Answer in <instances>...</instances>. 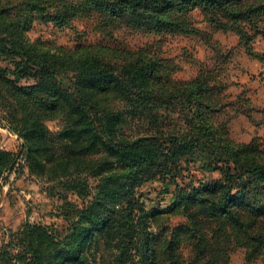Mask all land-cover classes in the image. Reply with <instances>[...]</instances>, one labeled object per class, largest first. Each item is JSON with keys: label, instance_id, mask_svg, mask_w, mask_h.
<instances>
[{"label": "trees", "instance_id": "16d2710c", "mask_svg": "<svg viewBox=\"0 0 264 264\" xmlns=\"http://www.w3.org/2000/svg\"><path fill=\"white\" fill-rule=\"evenodd\" d=\"M194 10L212 28L237 33L251 54V40L264 37V0H0V83L38 115L23 122L18 152L2 148L0 134V187L17 165L36 175L54 171L64 193L83 203L64 236L49 224L25 222L17 242L6 241L5 264H91V248L99 238L119 264H157L158 251L161 261L162 252L168 264H177L181 227L170 237L163 230L158 244L149 245L146 204L137 189L155 180L174 184L172 207L195 224L196 260L213 256L203 228L209 219L230 220L236 235L249 241L248 255L264 248V159L247 161L243 148L210 120V93L216 88L209 83L211 70L173 81L159 55L117 44L113 36L122 26L160 36L190 34ZM35 19L61 27L92 21L93 30L108 40H78L63 52L50 51L23 36ZM93 90L111 92L126 108L101 106ZM165 112L177 113L185 130L161 129ZM131 116L155 130L127 134ZM45 117L58 120L59 129L51 131ZM197 158L220 177L181 186L177 177L183 164ZM84 172L95 177L94 185Z\"/></svg>", "mask_w": 264, "mask_h": 264}, {"label": "rangeland", "instance_id": "374dc122", "mask_svg": "<svg viewBox=\"0 0 264 264\" xmlns=\"http://www.w3.org/2000/svg\"><path fill=\"white\" fill-rule=\"evenodd\" d=\"M191 14L195 32L190 34L160 36L122 26L114 31L113 36L117 44L132 49L145 48L152 54L159 55L163 59L164 73L173 81L190 80L200 72L211 70L209 83L216 88L210 93V120L234 145L243 148L241 152L247 154V161L256 157L264 159V37L257 35L251 40V54V51L239 44L237 33L212 28L206 23L200 10H194ZM23 36L29 44L61 52L78 40L91 43H104L108 40L94 31L92 21L88 20H75L72 27H61L50 21L35 19L26 26ZM1 62L7 63L3 60ZM60 81L63 85H69L67 77L61 76ZM18 84H23V81ZM81 89L88 94L87 85L81 86ZM92 93L101 106L126 108L125 102L111 92L93 90ZM15 94L8 85L0 83L1 145L18 152L23 140L19 135L23 122H29L33 116L38 118V115L31 107H25ZM44 122L51 131L60 127L56 119L45 117ZM162 122L163 130L183 131L186 128L185 121L175 112H165ZM150 128L139 116L128 117L124 126L129 135L155 130ZM22 159L24 162V158ZM43 174H31L27 167L17 165L11 172L5 173L1 180L7 187L12 208L0 218V264H5L1 260V253L5 249L6 241L17 242L21 226L25 222L49 224L54 228L55 234L64 236L69 222L76 220L78 210L83 206L82 198L71 192L64 193L62 182L57 181L54 171ZM87 174L94 185L95 177L88 172L82 173L83 176ZM219 177L217 170L207 166L204 159L197 158L184 163L177 178L183 186L186 183L199 184ZM174 188V184L169 181L155 180L147 181L137 189L146 204L144 216L149 221L150 246L158 244L163 230L170 237L173 229L181 227L179 244L175 248L178 252L177 264H215V261L217 264H264V248L260 247L257 253L248 255L251 250L249 241L236 235L232 222L224 218L205 222L203 228L206 231V240L209 239L211 243L213 256L196 260L193 242L195 224L187 221L179 207H172L176 200ZM63 194L64 198L59 199ZM161 254L162 261L158 251L157 264H168L167 256L165 258L164 253ZM90 259L91 264H119L114 251L103 238L97 239L92 245Z\"/></svg>", "mask_w": 264, "mask_h": 264}, {"label": "crops", "instance_id": "0c3cea01", "mask_svg": "<svg viewBox=\"0 0 264 264\" xmlns=\"http://www.w3.org/2000/svg\"><path fill=\"white\" fill-rule=\"evenodd\" d=\"M1 147L6 149V150L13 151L12 149H10L8 147H3L2 145H1ZM0 189H1L0 192H2V196H0V218H3L4 212H7V213L10 212L11 208H12V205L10 204V202L8 200L7 187H5L3 184H1ZM9 193H12V191L9 192Z\"/></svg>", "mask_w": 264, "mask_h": 264}, {"label": "built area", "instance_id": "2783aa9c", "mask_svg": "<svg viewBox=\"0 0 264 264\" xmlns=\"http://www.w3.org/2000/svg\"><path fill=\"white\" fill-rule=\"evenodd\" d=\"M20 162H23V159H22V158L20 159ZM10 172H11V171H10Z\"/></svg>", "mask_w": 264, "mask_h": 264}]
</instances>
